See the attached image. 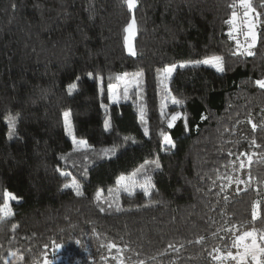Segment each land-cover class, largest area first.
I'll list each match as a JSON object with an SVG mask.
<instances>
[{"label":"trees","instance_id":"1","mask_svg":"<svg viewBox=\"0 0 264 264\" xmlns=\"http://www.w3.org/2000/svg\"><path fill=\"white\" fill-rule=\"evenodd\" d=\"M238 3L0 0V206L16 197L0 264H217L240 234L264 235V0H251V56L229 35ZM132 17L136 55L124 44ZM212 56L223 72L189 63ZM173 64L165 87L158 70ZM136 72L125 96L116 77ZM134 172L151 176L150 195L118 189Z\"/></svg>","mask_w":264,"mask_h":264},{"label":"snow or ice","instance_id":"2","mask_svg":"<svg viewBox=\"0 0 264 264\" xmlns=\"http://www.w3.org/2000/svg\"><path fill=\"white\" fill-rule=\"evenodd\" d=\"M124 2L126 3L127 7L129 10H132L136 7V3L137 0H124ZM239 5L241 8L244 9L243 12V16L245 17V19L247 20V18L249 17L250 13H253L255 11V9L253 8V5L251 3V0H239ZM237 20V13L235 11H233L232 13V17L229 21H227L230 24H233V30H236V25L235 22ZM136 31V21L133 18L132 21L130 23H128L126 25V27L124 28V32H125V36H124V44L125 47L127 49V51L129 52L130 55H136V52L134 50V47L131 43V39L134 36ZM229 35L231 36V32L229 33ZM243 35L245 36V44L246 47H243V50L241 51L242 45L240 43L239 40H237V50L239 52V54L244 55L247 54L249 56L253 55L251 49L255 46L256 44V40H257V32H256V23L254 21L248 20L247 22V31L243 33ZM189 63H193V64H210L211 66L215 67L217 71L223 72L224 68L222 65V58L219 56H212L209 58H206L202 61H194V62H189ZM185 64H180V67H184ZM176 68V65H167L165 66L162 70H158V80L160 81L161 84H165V81L171 77L174 69ZM91 75V74H89ZM128 74H125V76L121 77V76H117L116 79L117 80H122L125 85L127 86V84L129 83L128 80L126 79ZM143 75L142 72H136L135 74H133L134 78H139ZM256 84L264 89V80H257ZM70 87V91L74 90L76 85L72 84L69 86ZM166 87V84H165ZM108 94H109V99L112 100L114 97L117 96V92H116V85H112L110 84L108 87ZM127 95V87H125V96ZM174 104H179L181 103L180 101L176 100L175 98H173L172 101ZM69 113L65 112L64 113V123H65V130L66 132H69V134H71V122L69 120ZM180 116V113H176L171 117V120L168 123V127L171 128L173 127V121H175L176 119H178ZM141 119H143V110H141ZM251 122V121H250ZM9 128H10V138L11 135L14 134L15 131V124H16V118L15 117H10L9 118ZM105 127L107 129L108 127V121H105ZM256 125H253V128L255 129ZM147 134V132H146ZM73 143L74 144H79L80 146H85L86 145V141L84 140H80V141H76L75 137H73ZM164 144L166 145H170L173 146L172 144V140L170 137L165 136L164 137ZM148 161L145 162V164H147ZM153 164H155V167L158 169L160 167L159 162L158 161H152ZM241 167H243V162H241ZM62 175H66L65 173H62ZM138 176L137 172H134L131 174L130 177L126 178L125 176L121 175L120 177L117 178V186L118 189L119 188H123L124 191L128 192L129 195L132 194V189H134L135 187H139L143 190V193L145 196L150 195V189L152 187H154V185H152L151 183V176L147 175V173L144 174L143 179L142 180H138L136 179V177ZM65 187H72L75 191V194L77 196H82L83 192L80 190V186L79 184L73 180L71 185H65ZM111 192V189L109 190ZM100 196V192H97V198H99ZM16 199L15 196H13L11 193L5 191L4 192V204L2 206H0V221L4 220L5 218L11 216L13 213L9 207L8 201L9 200H14ZM101 211H103V209H101ZM117 211H120L119 207H117ZM253 219H256V204H253ZM13 228H15V225L13 226ZM259 241H264V235H260L259 236ZM199 242V241H197ZM79 243V242H77ZM236 247H242L243 248V252L240 253L238 255V259H239V264H264V243H258V239L257 236L255 234V231H246L244 232L242 235L238 236L236 241H235V245ZM57 248L60 247V245H56ZM109 248H114L116 247L115 244H109L108 245ZM169 247H172V245H169ZM10 255H15V253H10ZM228 256L231 257L232 259H237L236 256H232V253L229 252ZM217 259L219 257H216ZM45 264H48V261L45 260ZM140 264H143V261L140 262Z\"/></svg>","mask_w":264,"mask_h":264},{"label":"rangeland","instance_id":"3","mask_svg":"<svg viewBox=\"0 0 264 264\" xmlns=\"http://www.w3.org/2000/svg\"><path fill=\"white\" fill-rule=\"evenodd\" d=\"M238 5H239V3H238ZM236 13H237V20H236V22H235V25H236V30H233V24H230V29H229V33L231 32V38H234L235 40H236V42H237V40H239L240 41V43H241V45H242V48H241V51L243 50V47H246V44H245V36L243 35V33L244 32H246L247 31V22H248V20H251V21H254L253 20V13H250V15H249V17L247 18V20L245 19V17L243 16V12H244V9L243 8H241L240 7V5L238 6V8H237V10L235 11ZM132 19H133V17L130 19V21H129V23L132 21ZM231 19V18H230ZM136 32V31H135ZM126 35V34H125ZM134 36H135V34H134ZM134 36L132 37V39H131V43H132V45H133V47H134V43H133V39H134ZM125 49H126V47H125ZM126 52L127 53H129L128 51H127V49H126ZM180 64H182V63H180ZM179 64V65H180ZM183 64H185V63H183ZM205 65H208V66H211L210 64H205ZM211 67H213V66H211ZM214 69H216L215 67H213ZM126 79L128 80V84H127V86L125 85V83L124 82H122L123 83V89H124V91H125V87H127V90H128V88L131 86V85H135V84H137L138 83V78H134V76L133 75H127V77H126ZM116 92H117V96L116 97H114L113 98V100H117L118 98H119V91H118V89L116 88ZM69 133V132H68ZM71 135V134H70ZM76 141H80L79 139H77ZM85 141V140H84ZM110 143V138H100V139H98V140H90V141H87L86 140V145L85 146H89V145H107V144H109ZM77 145H79V144H77ZM164 145H166V144H164ZM80 146V145H79ZM126 178H128V177H130V176H127V175H124ZM142 180V179H141ZM72 181L73 180H71L70 182H69V185H71V183H72ZM122 190H123V188H121ZM135 190H141V191H143L141 188H139V187H135L134 189H132V193L135 191ZM124 191V190H123ZM126 192V191H125ZM126 193H128V192H126ZM243 234V233H242ZM242 234H240V235H242ZM239 235V236H240ZM257 239H258V243H264V241H259V237L257 236ZM243 252V248L242 247H236V250L234 251V252H231L232 253V256H236L237 257V259H232L231 257H229L228 256V254H226V255H223V256H221L219 259L221 260L222 258L225 260V259H229L230 260V262H228V261H220V262H218L217 264H239V259H238V255L240 254V253H242ZM42 264H45V262L44 263H42Z\"/></svg>","mask_w":264,"mask_h":264}]
</instances>
